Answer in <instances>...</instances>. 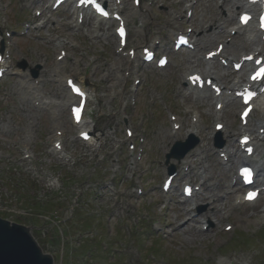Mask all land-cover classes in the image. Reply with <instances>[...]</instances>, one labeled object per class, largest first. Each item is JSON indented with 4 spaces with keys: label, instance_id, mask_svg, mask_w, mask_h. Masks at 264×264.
Returning a JSON list of instances; mask_svg holds the SVG:
<instances>
[{
    "label": "rangeland",
    "instance_id": "374dc122",
    "mask_svg": "<svg viewBox=\"0 0 264 264\" xmlns=\"http://www.w3.org/2000/svg\"><path fill=\"white\" fill-rule=\"evenodd\" d=\"M146 1L152 2L148 6L152 11L147 15L149 23L145 24L146 29L168 46L172 14L185 19V5L189 1L143 0ZM30 2L0 0V30L23 32L25 26L29 27L25 37L15 35L8 42L12 72L17 75L10 74L0 84V214L7 220L18 219L22 225L31 227L33 234L38 232L37 241L41 249L54 258L55 264H218L220 259L230 264H264V240L251 242L247 248H236L237 243L231 241H236L234 237L239 238L240 235L224 231L226 225H231L236 232H249L250 238L256 237L264 229V212H261L264 198L255 204L237 206L236 194L228 196L231 190L228 189L229 176L235 172L236 165L220 167L212 149L214 106L206 98L188 95L183 86L182 77L187 72L196 67L205 69L201 54L212 48L219 37L207 42L203 48L200 45L195 52L171 54L170 64L163 71L143 66L137 60L136 64H141L138 71L134 69L136 64H127L116 55L117 42L106 25L101 24L96 32L95 22L91 20L86 26L74 28L72 7L64 6L50 15V22L41 30V23L45 21L42 9L50 0H42L40 7L31 8ZM236 3L237 0H228L217 6L211 0H199L190 22L182 26L183 32L193 28V38L198 41L200 35L197 34L201 30H204L202 39L214 36L212 29L216 21L225 23V31L231 30L236 23ZM36 10L42 11L41 17L35 16ZM133 22V25L130 21L128 23L129 47L143 44L142 35L135 30V26L140 25V18ZM242 39V36H237L234 43L240 46ZM57 42L64 43L69 56L66 71L77 65L80 80L86 79L90 93L86 119L91 118L95 124L90 143L77 139L81 128L74 129L71 125L67 108H34L25 96L27 89L20 74L29 75L35 65L44 63L39 75L43 77L45 96L58 100L65 97L66 91L59 90L50 78ZM235 47L230 46V50ZM121 60L122 80L117 82L113 68ZM22 61L26 63L24 70L17 68ZM191 62L194 64L190 65ZM209 66L218 75H228L224 79L226 83L239 76L245 78L242 72L233 74L230 67L228 71L221 69L217 62ZM141 76L144 81L134 87L133 80ZM238 110L237 104L229 103L223 115L227 122L223 134L227 145L231 144V134L236 136L238 133ZM170 115L180 118L182 128L177 134L178 140L185 141L187 128L195 123L200 143L199 148L185 158L186 161L192 160L191 173L188 174L191 179L176 180L180 184H173L176 190L164 194L160 190L165 178L164 155L175 141L169 136L172 129ZM124 118L131 120L129 124L134 134L130 140L138 143L137 150L142 151L139 160L137 152L132 157L128 152L130 140L124 132ZM252 119L253 122H264L259 106ZM51 125L63 130L66 158L52 152ZM29 129L31 138L26 139L24 135ZM24 156L29 159H24ZM199 161L209 166L212 177L206 183L212 190L209 194L205 188L201 190L200 193L206 196L196 202V206L205 207L200 213L192 210L195 198L184 200L180 196L182 183L201 181L194 176L199 169ZM259 164L264 174V155ZM177 168L180 175L185 173L183 166ZM68 176L73 179L66 181ZM140 185L148 189L143 196L136 194ZM53 199L57 206L46 216L39 215L33 204L27 206L29 202L47 203ZM74 207L79 209L76 217L91 218L96 225L84 234L81 242L86 240V235L90 238L87 249L86 246L80 248L85 250L82 253L76 250L80 243L78 233L73 231L67 239L69 237H61L56 230L53 231L51 225H45L56 214L75 226L76 221L71 219ZM190 208L191 214L185 216ZM215 211L220 213L215 215ZM187 217H194L196 221L177 230ZM35 219L42 229H33L30 221ZM169 225L172 227L166 228ZM153 226L163 230L156 232ZM203 226L207 230L202 231ZM156 235L163 242L153 240Z\"/></svg>",
    "mask_w": 264,
    "mask_h": 264
},
{
    "label": "bare ground",
    "instance_id": "6f19581e",
    "mask_svg": "<svg viewBox=\"0 0 264 264\" xmlns=\"http://www.w3.org/2000/svg\"><path fill=\"white\" fill-rule=\"evenodd\" d=\"M215 4H218V0H212ZM240 1V8L242 7H245V5H246V3H244L243 2V0H239ZM127 5V0H121V6H117V10L118 11H120L121 13H122V11H124L123 9H124V7ZM131 6H132V4H131ZM147 9V7H145V6H142L141 8H140V10L139 11H144V10H146ZM74 10L76 11V14H78V10H76L75 8H74ZM139 11H137V10H135V8L132 6V7H130V8H128V11L127 12H125V14H124V19L125 20H130V21H133V17L134 16H137L138 15V13H139ZM90 18V15H86L85 17H84V19L85 20H87V19H89ZM85 20H84V22H85ZM141 20L142 21H144L145 19H143V18H141ZM98 22L99 21H101V19H98L97 20ZM83 22V23H84ZM111 22V20H109V21H107V22H105V23H107L108 24V30L110 31V23ZM144 22H146L147 23V21L145 20ZM76 23H77V18H76ZM82 23V24H83ZM75 26H77V25H75ZM97 28L98 29H100L99 28V26H97ZM216 30H218L219 28H221V24L219 23V22H217L216 24H215V27H214ZM247 28V29H246ZM240 29H243L245 32H247V37H245L244 38V41H243V44L242 45H240V46H242V47H240V49L238 50V52H236V51H232V50H235V49H232V50H230V47H228V50H229V53H228V57H230V59H233V58H239L241 55H248L249 53H256V52H258V54L259 55H263L264 56V42H262L261 41V39H260V36H257L256 35V31L253 29V28H251V27H245V28H240ZM240 29H238V31L240 30ZM203 33H204V30H201V32H199V34L198 35H200L199 36V40L197 41V47L198 48H200V45H203V46H201V48H203V47H205L206 45H207V42H210V41H212V39L213 38H215V37H217V36H211V35H208L207 36V38L206 39H202L201 38V36H203ZM172 34H175L176 35V31H172L171 33H170V35H171V37H172ZM174 35V36H175ZM228 37H230V36H226V37H222L220 40H221V43H223L224 44V48L223 49H226L227 48V38ZM154 41H155V39H152L150 36H149V39L147 40V43H149V44H151L152 45V47L153 46H155V43H154ZM231 42L229 43V45L232 47V46H236L237 45V43H234V39L232 40H230ZM58 45L59 46H63L64 45V43H61V42H58ZM230 51H232V52H230ZM208 52H210V50L209 51H206V52H204L203 53V55H205V54H207ZM236 52V53H235ZM204 57V56H203ZM220 57H222V55L220 56ZM127 59L129 60V56H127ZM204 60V59H203ZM238 60V59H237ZM205 61V60H204ZM232 61V60H231ZM234 61V60H233ZM65 62H66V59H64V60H62V62H60L59 64H57L56 65V72H60L61 74L57 77V80H58V82L62 85V84H65V80L68 78L67 76H65ZM194 63L193 62H191L190 63V65H193ZM119 69H120V67L119 68H116L115 69V71H116V75H117V79H120L121 78V75L119 74L120 72H119ZM189 74V73H188ZM207 77H213L214 78V83L215 84H217L216 83V81H220L222 78L219 76V75H217V74H214L213 72H211L210 70H207L205 73H204ZM190 75V74H189ZM74 76V75H73ZM187 77V76H186ZM28 77H27V75H25L24 74V83L27 85V88L29 87V89H30V92H27V97H29V100L30 99H32L34 102L35 101H39L40 103H43V100H41V97H40V95H39V90H38V88L37 87H35V84L34 83H29V82H27V81H29L28 79H27ZM186 81V80H185ZM237 81H232V83L230 84V85H226L225 87H223V93H222V95H220V97H215L214 96V94L212 93H209V91H207V89H203L202 90V93L205 95V97L207 98V100H215V105H217V104H221L222 105V109L220 110V112L218 111V112H216L215 113V118H216V120H218L217 122L218 123H220L221 121H219V120H221V115L223 114L222 112H223V110H224V108H225V100H231L232 98H234L233 97V94L231 95V94H229L230 92V90H232V91H234L235 89V87L237 86ZM184 84H185V86L187 85V87L190 89V90H192V88H191V86H190V84L186 81V82H184ZM76 99H74L73 97H71V96H69L68 97V99L66 100V103H64V106L67 104L68 105V107L70 106V103H72V101H75ZM262 106H264V95L262 96ZM195 128V127H194ZM194 128H190L189 130H188V133H195L196 135H197V131L194 129ZM261 128H264V127H261ZM247 130H249L250 131V129H247ZM171 135H172V137H173V139H176L177 140V138H178V135L176 134V133H170ZM253 134V133H252ZM254 137H255V140H256V145H257V148H256V150H255V158H257L258 156H260L261 154H263L264 153V151L261 149V147H260V144L262 143V142H264V136H260V135H253ZM222 152H225V155H226V151H222ZM201 155L203 154V152H201L200 153ZM230 158V157H229ZM255 166L257 167V169H258V173L259 174H263V168L258 164V162H256L255 161ZM200 169L202 170V172H201V175H202V178H204V179H206L207 178V175L209 174V172L206 170V168H205V166L204 165H202L201 167H200ZM190 170V169H189ZM190 172H191V170H190ZM177 176H178V174H177ZM176 176V177H177ZM263 179H264V177H263ZM184 211V210H183ZM216 212V211H215ZM261 212H264V208L262 209V211ZM178 214L180 215V216H183V213H179L178 212ZM189 213L187 212V213H185V216H187ZM216 214H217V212H216ZM196 221V219L195 218H191V219H189V220H187L186 222H185V224H183V225H179L178 226V228H177V230H181L182 228H184L185 226H187L188 227V224L190 223V222H195ZM220 264H230L229 262H221Z\"/></svg>",
    "mask_w": 264,
    "mask_h": 264
},
{
    "label": "water",
    "instance_id": "95a60500",
    "mask_svg": "<svg viewBox=\"0 0 264 264\" xmlns=\"http://www.w3.org/2000/svg\"><path fill=\"white\" fill-rule=\"evenodd\" d=\"M0 264H52V258L42 254L28 228L0 219Z\"/></svg>",
    "mask_w": 264,
    "mask_h": 264
},
{
    "label": "snow or ice",
    "instance_id": "6c2138e0",
    "mask_svg": "<svg viewBox=\"0 0 264 264\" xmlns=\"http://www.w3.org/2000/svg\"><path fill=\"white\" fill-rule=\"evenodd\" d=\"M247 19H248L247 17H244V18H243V20H244L245 22L247 21ZM261 72H264V69H261ZM257 75L259 76V73H258ZM255 78H256V77H254V79H255ZM251 196H252V194H250L248 198H251Z\"/></svg>",
    "mask_w": 264,
    "mask_h": 264
}]
</instances>
